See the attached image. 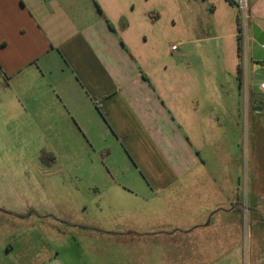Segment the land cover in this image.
I'll list each match as a JSON object with an SVG mask.
<instances>
[{
    "label": "crops",
    "instance_id": "1",
    "mask_svg": "<svg viewBox=\"0 0 264 264\" xmlns=\"http://www.w3.org/2000/svg\"><path fill=\"white\" fill-rule=\"evenodd\" d=\"M248 1L245 45L238 10L229 0H202L206 13L200 22L181 0H0V65L9 77L0 80L9 86L35 69L53 94L43 84L38 88L46 91L42 105H52L48 129L59 138L48 151L60 161L62 139L74 138L84 155L96 154L107 167L104 203L117 210H112L116 225L78 222L74 230L113 236L120 246L129 245V237L149 238L157 233L142 232L144 219L157 212L168 191L173 218L164 233L170 235L168 245L188 250L186 256L194 259L225 249V241L238 235L237 246L233 239L214 264H243L241 208L235 205L240 190L226 170L219 179L210 177L204 150L208 139H221L225 147V139L241 129L237 120L244 119L252 153L247 211L257 218L264 203V0ZM148 29L156 38L150 47ZM194 29L199 36H192ZM223 150L222 162H232V153ZM196 200L202 203L197 212ZM207 200L213 204H204ZM0 212L24 222L35 217L49 222L35 209ZM130 214L142 220L130 223ZM56 222L54 232H64L60 225L66 223ZM90 247L93 255L99 251L96 244ZM256 249L252 243L251 254ZM38 257L29 264H123L64 259L48 251Z\"/></svg>",
    "mask_w": 264,
    "mask_h": 264
},
{
    "label": "rangeland",
    "instance_id": "2",
    "mask_svg": "<svg viewBox=\"0 0 264 264\" xmlns=\"http://www.w3.org/2000/svg\"><path fill=\"white\" fill-rule=\"evenodd\" d=\"M181 4L183 8L188 9V12L194 11L196 21L200 22L203 19L206 12L203 10L202 0H181ZM186 20L190 23L187 17ZM191 34L199 36L200 30L194 29ZM146 35L145 46H154L155 34L149 32ZM229 82L233 84V81ZM36 84L40 85L36 86ZM42 84L48 93L52 94L47 80L42 79L35 69L16 78L9 86L0 80V210L5 211V208L14 206L35 209L49 220L48 223H43L41 218L35 217L33 221L24 222L9 218L0 212L2 264L23 262L29 264L31 259L36 262L43 251H48L54 256L59 253L64 259L69 257L88 261L95 257L99 263L121 260L123 264H214L223 250L233 246V239L237 246L239 236L232 235L225 241V249L207 250L206 253L202 252L191 259L186 256L188 250L176 249L173 244L168 245L171 242L168 240L170 235L164 233L171 230L170 221L173 220L170 218L168 191L161 194V200L157 202L159 205L157 212L150 219L148 216L144 219L142 232L157 233L149 238L133 241L129 237V245L120 246L113 236L89 235L74 230L72 226L78 222L112 228L118 220L117 215L114 214L117 210L112 209L113 213L104 203L106 194L103 186L106 182L103 176L107 171L106 165L101 160L98 162L96 154L84 155L76 139L70 137L62 139L65 151L61 153L60 161L56 159L54 163L47 161L44 166L41 164V152L44 149L48 151V146L56 145L59 141V138L54 137V133L48 129L50 124L48 109L52 108V105H42L46 97V91L39 92L38 89ZM246 100V95H243L242 117L247 112ZM231 117L230 124L236 126L237 118L234 115ZM237 121L241 127L239 133L227 137L225 147L220 143L221 139H208L204 157L210 173L217 176H210L211 178L219 179L220 171L226 170L234 177L236 188L240 190L239 201L236 200L235 205L241 208L243 226L242 233L240 231V241L245 248L243 264H264V203L259 204V214L254 219L249 212L252 208L249 195L252 153L247 124L243 118ZM224 148L232 153V162H222ZM218 167H221L219 172ZM126 176L128 177L127 173L124 177ZM204 204L212 205L213 202L207 200ZM201 205L202 203L196 200L194 211H199L197 209ZM151 207L152 205H149L146 208L148 210ZM126 213L123 212L124 215ZM57 220L66 223L64 227L60 225L64 232H54V225L60 223V221L57 223ZM140 220L134 217V214L129 216L130 223ZM11 223L14 225L10 226ZM26 238L30 243L28 247L24 246ZM252 243L258 245V250L253 251L254 258L250 250ZM94 244L99 250L95 255L91 251L93 246L90 247ZM10 245L15 246L10 249Z\"/></svg>",
    "mask_w": 264,
    "mask_h": 264
},
{
    "label": "built area",
    "instance_id": "3",
    "mask_svg": "<svg viewBox=\"0 0 264 264\" xmlns=\"http://www.w3.org/2000/svg\"><path fill=\"white\" fill-rule=\"evenodd\" d=\"M231 1L237 8L239 13V23H240V36L244 42V44H247L248 41V26L250 21V13H249V1L248 0H229ZM177 46H172V50H177ZM262 49H264V46H262Z\"/></svg>",
    "mask_w": 264,
    "mask_h": 264
},
{
    "label": "trees",
    "instance_id": "4",
    "mask_svg": "<svg viewBox=\"0 0 264 264\" xmlns=\"http://www.w3.org/2000/svg\"><path fill=\"white\" fill-rule=\"evenodd\" d=\"M0 77H5V78H9L5 72L3 71L1 65H0ZM239 80L241 81L242 80V72H240L239 74ZM40 161L45 164L47 161L51 162V163H54L56 162V158L55 156L53 155V153H51L50 151L48 152L47 150H43L41 152V158H40Z\"/></svg>",
    "mask_w": 264,
    "mask_h": 264
}]
</instances>
